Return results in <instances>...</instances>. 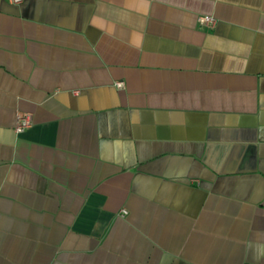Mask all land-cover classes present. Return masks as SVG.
Here are the masks:
<instances>
[{"label": "crops", "instance_id": "0c3cea01", "mask_svg": "<svg viewBox=\"0 0 264 264\" xmlns=\"http://www.w3.org/2000/svg\"><path fill=\"white\" fill-rule=\"evenodd\" d=\"M0 264H264V0H0Z\"/></svg>", "mask_w": 264, "mask_h": 264}, {"label": "built area", "instance_id": "2783aa9c", "mask_svg": "<svg viewBox=\"0 0 264 264\" xmlns=\"http://www.w3.org/2000/svg\"><path fill=\"white\" fill-rule=\"evenodd\" d=\"M12 3H19L21 0H9ZM198 22L201 25H205L208 27H213L215 25L216 20L209 16H201L198 18ZM117 88L123 87V82H117L116 83ZM32 120L31 116L29 114H17L15 118V124H14V131L16 133H21L27 128L31 126ZM123 214H125L124 211H122Z\"/></svg>", "mask_w": 264, "mask_h": 264}]
</instances>
